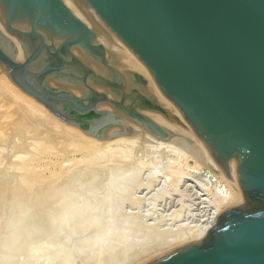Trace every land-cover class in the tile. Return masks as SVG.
I'll use <instances>...</instances> for the list:
<instances>
[{
	"label": "water",
	"instance_id": "1",
	"mask_svg": "<svg viewBox=\"0 0 264 264\" xmlns=\"http://www.w3.org/2000/svg\"><path fill=\"white\" fill-rule=\"evenodd\" d=\"M0 70L82 133L177 144L238 192L145 264H264V0H0Z\"/></svg>",
	"mask_w": 264,
	"mask_h": 264
},
{
	"label": "bare ground",
	"instance_id": "2",
	"mask_svg": "<svg viewBox=\"0 0 264 264\" xmlns=\"http://www.w3.org/2000/svg\"><path fill=\"white\" fill-rule=\"evenodd\" d=\"M21 56H22V53L19 50L18 57H21ZM139 144H140V139H138V138H132V139L115 138V139L109 140L107 142H101L97 139H94V138L82 133L79 129L74 128V127L60 121L59 119H57L46 108H44V106H42L40 103H38L37 101H35L31 97H29L28 95H26L22 91H20L16 86H14L6 78V76L2 72H0V223H1V225H3V223H6V225L9 224L10 227H12L11 233L8 235L6 234L7 236L3 237V238H5V240H4L5 243L6 244L8 243L9 246L11 245L10 247H12V248L13 247L15 248L22 241H23L22 244L24 243L25 245H26V243H28V245L31 243H33V244L37 243L38 244V242L43 244V245H46V244H44L45 240L47 239L45 237L46 235L44 236L45 239H44V237H42L44 231L47 230L46 232H49V234L52 235L51 234V233H53L52 229L55 228V230L57 232L59 230V225H61V222L62 223L65 222L69 216L73 215L74 217L73 216L72 217L75 219V214L77 217H79V215L82 211H83L82 213H84V210H82V209L86 208L87 206L89 208L92 207L91 203L89 205L86 202L88 200L83 201L82 195L85 196L87 194V192H89V190H91L90 189L91 184L94 183L95 178L99 175V172H101L100 168H102V169L105 168L104 169L105 172H104V170H102V172H101V173L104 172L102 174L103 179H104V174L106 173V170H108V173H106V174L107 175L111 174L110 176L114 177V178L116 176L120 177V176H118L119 173H120V175L123 174L121 176V178H119V180H120L119 184L120 185L116 184V185H118V186H116L115 184H113L116 186L117 189L115 188V186L113 187V185H112L110 187L111 189L109 188L110 190H108V191L112 190L109 193L110 195L107 196V198L110 196V199L108 200V202L111 201V199H112L111 202H113V199L119 201V202H117L119 207L117 205H115L116 202H113V204H114L113 206H117L114 208H112V206H111L112 204L108 205L111 202L106 204V205L111 207V210L112 209L115 210V208H120V206L123 205L124 202H129L131 204L129 206H132V205L138 206L141 202L144 203L143 198L144 197L146 198V196L148 194H150L152 190H156L155 186L157 187V185H159L160 183H161L162 187L164 186V185H162V183L168 184L167 185L168 189H169L168 191L171 192V194L177 196V195H179V192H180L178 190L179 184H181V182L184 180L189 182L188 178H190V180L191 179L193 180V181L191 180L192 183L194 182L193 184H191L193 187H195V183L199 186L198 187L199 190H195L196 193L193 192V193H195V195L200 197L201 195L204 194V193L202 194L201 192H205L206 194H211L213 196V197L211 196V198H213V200L212 201L208 200L209 202L207 205H204L205 203L202 204V205H204V207H206V209L203 212V214L201 215V217L199 218L198 224L193 225L192 228L181 227V229H178V231L174 230L175 232H173V230H172V232H168L166 230L168 233H165L164 235L159 236V237H162V239H160L161 241L160 242L155 241L157 244H155V246L153 244V246L150 248V250L148 249L147 252H146V250H145V252L141 251L142 253L139 255L135 254L136 259H133L134 261L131 260V261H133L134 264L147 263V262L151 261L152 259H154L155 257H157L158 255L162 254L163 252H165V251H167V250H169L175 246L181 245V244L186 243V242L191 241V240L200 239L201 237H203L207 233L208 229L216 222V217L219 213H221L222 211L226 210L229 207L234 206L235 204H237L239 202L238 192L227 181H225L217 173H215L214 171L210 170L209 168L204 166L202 163H200L192 154H190L188 151H186L183 147H181L177 144H172V143H161V144H157V146L153 143H144L142 148H141L139 146ZM175 153L178 154L176 159L175 158L174 159H171V158L168 159L169 155H172V154L175 155ZM77 155H79V157ZM45 157H46V161H44ZM165 158L167 161V165H164L165 166L164 169H161V168H159V166H160L159 162H161V163L164 162L163 160ZM51 166H53L54 168L57 167V170H54L53 168L51 170L50 169ZM45 171H49V174L48 175L45 174ZM106 174H105V178L107 176ZM141 174L143 177L141 176ZM110 176H107V178H106L107 180L106 179L105 180L109 181V180L113 179ZM99 177H102V176L100 175ZM99 177H98V179H99ZM142 178H144L143 181H141ZM103 179L101 181L99 179V182L102 183V181H103V182H105V185L107 183H109V182L104 181ZM114 180H116V179H114ZM97 182L98 181L96 179L95 183H97ZM99 182H98V185L97 184L95 185L96 189L98 186L101 187V183H99ZM113 182H115V181H112V183ZM213 182H215V183H213ZM86 183H87V185H86ZM116 183H118V182H116ZM109 185H111V184H108L107 187H109ZM197 185H196V189H197ZM93 188H94V184H93ZM93 188H92V190H94ZM164 188L163 189L161 188V190H164ZM137 189L140 190L139 191L140 194H137V192H138ZM165 189H167V188H165ZM190 189H191V187H190ZM165 191H167V190L162 191L163 195L167 193ZM160 192L161 191H159L158 195H160ZM91 193H92V191H91ZM214 193H215V195H213ZM88 194H87V196L89 197ZM143 194H144V197H143ZM180 194L182 195L181 192H180ZM76 195L79 198H82V200L79 199L78 197L76 198ZM181 195L178 196V197H180L179 201H181V198L183 197ZM152 197L150 199H147V201L150 200L149 203H147V205L151 207V208L149 207L150 209H152L153 206H155V201H156L155 198H152ZM189 199H191V198H189ZM207 199L208 198H206V200H204L202 198V201L203 202L207 201ZM145 203H146V199H145ZM180 204H182V203H180ZM108 206H107V208H108ZM182 206H186V205L184 204ZM110 207L108 209H110ZM180 208L183 209V207H180ZM104 209H105V211L106 210L108 212L110 211V210L106 209V207ZM51 210L53 213H55V215L52 214ZM203 210H204V208H203ZM107 211H106V213H108ZM40 212H42L43 214L40 215ZM49 212H51V213H49ZM111 212H113V211H111ZM137 212H138V210H137ZM46 213H47V215H46ZM129 213H131V212H129ZM134 213H136V212H134ZM48 214H52V216L49 217ZM95 214H96V212H95ZM112 216L114 217V215H112ZM125 216H127V214L124 215V218H125ZM173 216H174L173 218H175V220H176L177 216L175 217V214ZM87 217L85 218L86 220H87ZM117 217H118V215H117ZM178 217H179V215H178ZM131 218L133 219V220L130 219L131 221L138 220L137 216L131 217ZM69 219L71 220V218H69ZM115 219H116V217H115ZM119 219H123V218L121 216H119ZM179 219H181V218H179ZM42 220L43 221L46 220V222H44L45 224L42 225L43 226L42 229H39L40 225H39V228L36 225L42 224V223H40ZM90 220H92V219H90ZM112 220H113V218H112ZM71 221H74V220H71ZM75 221H76V219H75ZM97 221H98V219H97ZM109 221H111V220H109ZM143 221H145V220H143ZM156 222H157V220H156ZM123 223H121V224L123 225ZM63 224H62V227H63ZM145 224L146 223H144V225ZM149 224H151V223H149ZM84 225H85V222H84ZM125 225H127V224H125ZM44 226H45V228H44ZM35 227H36V229H34ZM57 227H58V230L56 229ZM129 227L132 228L130 225H129ZM6 228H8V227H6ZM37 228L40 230V232L38 231ZM43 228H44V230H43ZM130 228L127 230L130 231ZM145 228H143V230ZM153 228H155V227H153ZM178 228H180V227H178ZM76 229L77 228H75L74 230H76ZM103 229H104V227H103ZM161 229H163V228H161ZM4 230H5V228H4ZM35 230H37L38 232ZM106 230H107V228H106ZM115 230H116V228H115ZM133 230H134V228H133ZM1 231H0V233H2ZM137 232L139 234L141 231L139 232L137 230ZM58 233H60V230ZM44 234H45V232H44ZM54 234H55V232H54ZM120 234H121V230H120ZM127 234H129V232ZM129 235H131V234H129ZM136 236H138V235H136ZM53 237H55L57 239L56 235ZM61 237H63V236H61ZM127 237L128 236H126L124 238H127ZM143 237H145V236H143ZM55 238L51 237V239H54V240H55ZM102 238H103V236H102ZM145 238H149V237L146 236ZM145 238H144V240H145ZM42 239H44V240H42ZM119 239H121V238H119ZM150 239H152V238H150ZM144 240H143V242L146 241V240L145 241ZM89 241H91V240H89ZM89 241H88V243H89ZM109 241H111V240H109ZM127 241H128V239H127ZM137 241H138V239H137ZM140 241H141V239H140ZM149 241H151V240H149ZM101 242H103V241H101ZM16 243H18L16 246H12V244H16ZM95 243H93L94 246H95ZM123 244H124V242H123ZM138 244H139V242H138ZM145 244H147V243H145ZM149 244H152V243H149ZM21 245H19V246H21ZM51 245H53V244H51ZM144 246L146 247V245H144ZM129 247H130V245H129ZM129 247H128V249H129ZM23 248H24V246H23ZM30 249H32V247H30ZM30 249H28V250H30ZM34 249H32V252ZM140 249H142V248H140ZM144 249L145 248L143 247L142 250H144ZM99 250H100V248H99ZM35 252H36V250H35ZM66 255H65V257H66ZM98 255H99V253H98ZM135 255H134V257H135ZM21 256H22V254H21ZM44 256H46V255H44ZM24 257H26V256H24ZM55 257H56V255H55ZM32 258H33V256H32ZM38 258H37V261H38ZM20 259H21V257H20ZM83 259H85V258H83ZM49 260H50V258H49ZM67 260L68 259H66V263H67ZM128 260H130V259H128ZM31 262H32V260H31ZM70 262H71V260H70ZM70 262H69V264H70ZM122 262L123 261H121V263ZM2 263L3 262H1V264ZM49 263H51V262H49ZM66 263H64V264H66ZM73 263H74V261H73ZM133 263H131V264H133Z\"/></svg>",
	"mask_w": 264,
	"mask_h": 264
},
{
	"label": "rangeland",
	"instance_id": "3",
	"mask_svg": "<svg viewBox=\"0 0 264 264\" xmlns=\"http://www.w3.org/2000/svg\"><path fill=\"white\" fill-rule=\"evenodd\" d=\"M0 72H1V70H0ZM78 157H79V155H77ZM177 156H178V154L177 153H175V155L174 154H172V155H169L168 156V159H176L177 158ZM41 160V159H40ZM39 160V161H40ZM42 161V160H41ZM44 161H46V157H45V159H44ZM164 162H159V168H161V169H164V165H167V161H166V158L163 160ZM166 162V163H165ZM52 168L54 169V170H57V167H53V166H51V170H52ZM105 168H100V170H101V172H102V170H104ZM99 171V170H98ZM101 172H99V175L95 178V181H96V179H97V181L99 182V179H100V181L103 179V173L105 172V170H104V172L103 173H101ZM98 173V172H97ZM106 173H108V170H106ZM105 173V174H106ZM45 174H49V171H45ZM105 174H104V181H106L107 179V176H110L111 174H109V175H107L106 176V178H105ZM102 176V177H99V176ZM123 175V174H122ZM122 175H120V173H119V175L118 176H120V177H111V178H113V179H111V180H109V181H106V182H109V183H107L106 185H105V182H103L102 181V183L101 182H99V183H101V187H97V189L95 188V185L97 184L98 185V182L97 183H95V181H94V188H93V184H91V187H90V189L91 190H89V192H87V194L89 195V197L87 196V194L85 195V196H83L82 195V197H83V201H86V200H88V201H86L89 205H90V203L92 204L91 206L92 207H86V208H84V209H82V210H84V213H82L81 211V213H80V215H79V217H77L76 216V214H75V219H76V221H75V219L73 218L74 216L73 215H71V216H69L68 217V219H66V221L65 222H61V225H59V230H60V233H58L59 232V230H58V227L56 228L58 231L56 232V230H55V228L54 229H52L53 231V233H51L53 236H55L56 235V237H57V239L55 238V237H53L52 235H50L49 234V232H46V231H44L45 232V234H44V232H43V236L42 237H44L45 235V237L47 238L46 240H45V243L44 244H46V245H43V244H41V243H39L38 242V244L37 243H35V244H33V243H31V244H29L28 245V243H26L25 241V243H26V245L23 243L22 244V242L21 243H19V245H21V246H19V245H17L18 243H16V244H12V246H16L15 248L13 247H10L9 246V244L7 243H5V238H3V237H6L8 234H10L11 233V229H12V227H10V225L9 224H7L6 225V223H3V225H1V223H0V231L2 232V233H0V264H1V262H3L2 264H64V263H66V259H68L67 260V263L66 264H69V262H70V260H71V262H70V264H131V263H133V259H136V255L138 254H141L143 251L145 252V250H146V252L148 251V249L150 250V248L153 246V244H154V246H155V244H157L156 242H160L161 240L160 239H162V237H159V236H162V235H164L165 233H168V232H172V230H173V232H175V231H178V229H181V227H187V228H192L193 227V225H196V224H198L199 222H198V220H199V218L201 217V215L203 214V212L205 211V209H206V207H204V205H207L208 204V202L209 201H212L213 200V198H211V194H206L205 192H201L203 195H201L200 197L199 196H197V195H195V193H196V191L195 190H199V186L195 183V187H193L191 184H193L192 183V181L190 180V178H188L189 179V182L188 181H182L181 182V184H179V187H178V190L182 193V195L180 194V192H179V195H181V196H183L182 198H181V201H179V199H180V197H178L179 195H173V194H171V192H169L168 190V184H163L162 183V185H164L163 187L161 186V183L159 184V185H157V187L155 186V189L156 190H152L151 191V193L150 194H148L147 196H146V198L144 197V194H143V199H144V203H145V199H146V203L144 204L143 202H141L138 206L137 205H135V206H129V205H131L129 202H124L123 203V205H121L120 206V208H115V210L114 209H112L111 210V207L110 206H108V205H111L112 206V208H114V207H117L118 206V203L117 202H119V201H117V200H115V199H113V202H116L115 203V205H117V206H113L114 204H113V202H111L112 201V199H111V201H109L108 202V200L110 199V196L107 198V196L108 195H110L109 193L112 191H108V190H110L111 188V186L113 185V184H118V185H120L119 184V182H120V180H119V178H121V176ZM113 176V175H112ZM115 176V175H114ZM141 176H142V174H141ZM98 177H99V179H98ZM143 177V176H142ZM106 179V180H105ZM114 179H116V180H114ZM144 180V178H142V180L141 181H143ZM111 181V182H110ZM112 181H115V182H113L112 183ZM116 182H118V183H116ZM188 182V183H187ZM183 183V184H182ZM213 183H215V182H213ZM108 184H111V185H109V187H107L108 186ZM156 184V183H155ZM185 184V185H184ZM86 185H87V183H86ZM115 185H113V187L115 186ZM118 185H116V186H118ZM196 185H197V189H196ZM106 186V187H105ZM116 186H115V188H116ZM167 188V189H165V188ZM190 187H191V189H190ZM92 188L94 189V190H92ZM103 188V189H102ZM110 188V189H109ZM158 188V189H157ZM161 188L163 189L164 188V190H167V191H165V192H167L166 194H164L163 195V192L162 191H164V190H161ZM107 191H106V190ZM113 189V188H112ZM117 189V188H116ZM99 190V191H98ZM104 190V191H103ZM161 191L160 192V195H158L159 194V191ZM192 190V191H191ZM91 191H92V193H91ZM96 191V192H95ZM98 191V192H97ZM102 191V192H101ZM137 194H140L139 193V191L140 190H138L137 189ZM158 191V192H157ZM94 192V193H93ZM157 194H156V193ZM193 192H195V193H193ZM96 193V194H95ZM100 193V194H99ZM169 193V194H168ZM80 194V193H79ZM93 194V195H92ZM96 196H95V195ZM168 194V195H167ZM101 195V196H100ZM151 195V196H150ZM158 195V196H157ZM171 195V196H170ZM194 195V196H193ZM213 195H215V193L213 194ZM87 196V197H86ZM92 196V197H91ZM106 196V197H105ZM153 196V197H152ZM197 196V197H196ZM78 196L76 195V198H77ZM92 199H91V198ZM155 198V206H153V208L152 209H150L151 207L150 206H148L147 205V203H149V201H147V199H150V198ZM160 197V198H159ZM213 197V196H212ZM79 198V197H78ZM96 198V199H95ZM107 198V199H106ZM113 198V197H112ZM159 200H158V199ZM185 198V199H184ZM189 198H191V199H189ZM195 200H194V199ZM202 198L204 199V200H206V198H208L207 199V201H202ZM211 198V199H210ZM79 199H81L82 200V198H79ZM85 199V200H84ZM198 199V200H197ZM90 200V201H89ZM115 200V201H114ZM178 200V201H177ZM197 200V201H196ZM209 200V201H208ZM102 201V202H101ZM107 201V202H106ZM111 202V203H110ZM201 202V203H200ZM102 203V204H101ZM108 203H110V204H108ZM179 203V204H178ZM180 203H182V204H180ZM197 203V204H196ZM203 203H205L204 205H202ZM106 204H108V205H106ZM161 204V205H160ZM186 205V206H182V205ZM96 206V207H95ZM102 206V207H101ZM107 206H108V208L110 207V209H108L107 208ZM106 207V209H108V210H110L108 213H106V211H105V208ZM119 207V206H118ZM145 207V208H144ZM150 207V208H149ZM155 207V208H154ZM180 207H183V209L182 208H180ZM181 210H180V209ZM203 208H204V210H203ZM118 209V210H117ZM122 209V210H121ZM157 209V210H156ZM175 209V210H174ZM178 209V210H177ZM88 212H86V211ZM137 210H138V212H137ZM152 210V211H151ZM155 210V211H154ZM104 211V212H103ZM111 211H113V212H111ZM117 211V212H116ZM119 211V212H118ZM124 211V212H123ZM150 211V212H149ZM174 211V212H173ZM36 212V211H35ZM51 212H52V210H51ZM51 212H49V213H51ZM95 212H96V214H95ZM129 212H131V213H129ZM134 212H136V213H134ZM152 212V213H151ZM172 212V213H171ZM179 212V213H178ZM99 213V214H98ZM134 213V214H133ZM150 215H149V214ZM154 213V214H153ZM178 213V214H177ZM188 213V214H187ZM43 213L42 212H40V215H42ZM52 214H54L55 215V213H53L52 212ZM52 214H48V216L50 217V216H52ZM88 214V215H87ZM127 214V216H125V218H124V215H126ZM139 214V215H138ZM175 214V217L177 216V219L175 220V218H173L174 216L173 215ZM199 214V215H198ZM46 215H47V213H46ZM112 215H114V217L112 216ZM117 215H118V217H117ZM134 215V216H133ZM141 215V216H140ZM178 215H179V217H178ZM73 216V217H72ZM88 216V217H87ZM91 218H90V217ZM108 216V217H107ZM119 216H121L123 219H119ZM137 216V218H138V220H136V221H131L130 219H132L131 217H136ZM151 216V217H150ZM172 216V217H171ZM5 217V216H4ZM87 217V220L85 219ZM98 217V218H97ZM110 217V218H109ZM113 218V220H112V218ZM115 217H116V219H115ZM130 217V218H129ZM142 219H140V218ZM164 219H163V218ZM69 218H71V220H74V221H71ZM127 218V219H126ZM145 218V219H144ZM179 218H181V219H179ZM185 218V219H184ZM5 219V218H4ZM43 219V218H42ZM90 219H92V220H90ZM97 219H98V221H97ZM115 219V220H114ZM161 219V220H160ZM68 220V221H67ZM81 222H80V221ZM109 220H111V221H109ZM122 220V221H121ZM133 220V219H132ZM143 220H145V221H143ZM154 222H153V221ZM156 220H157V222H156ZM166 220V221H165ZM43 221V220H42ZM40 222V223H42V224H37L36 226H38V228H39V225H40V228L39 229H42V225L43 224H45L44 222H46V220L45 221H43V222ZM113 221V222H112ZM117 221V222H116ZM121 221V222H120ZM185 221V222H184ZM84 222H85V225H84ZM120 222V223H119ZM124 222V223H123ZM156 222V223H155ZM161 222V223H160ZM181 222V223H180ZM78 225H77V224ZM81 223V224H80ZM112 225H111V224ZM115 223V224H114ZM117 223V224H116ZM121 223H123V225L121 224ZM144 223H146L145 225H144ZM149 223H151V224H149ZM62 224H63V227H62ZM66 224V225H65ZM121 224V225H120ZM125 224H127V225H125ZM139 224V225H138ZM179 224V225H178ZM9 225V226H8ZM65 225V226H64ZM73 225V226H72ZM83 227H82V226ZM110 225V226H109ZM129 225L132 227V228H130L129 227ZM150 225V226H149ZM156 225V226H155ZM189 225V226H188ZM192 225V226H191ZM8 227V228H6V227ZM62 228H61V227ZM113 226V227H112ZM135 226V227H134ZM140 226V227H139ZM147 226V227H146ZM180 227V228H178V227ZM5 228V230H4V228ZM66 227V228H65ZM101 227V228H100ZM103 227H104V229H103ZM107 228V230H106V228ZM118 227V228H117ZM130 228V231H128L127 229H129ZM146 227V228H145ZM152 227V228H151ZM153 227H155V228H153ZM37 228V229H38ZM44 228H45V226H44ZM44 228H43V230H44ZM75 228H77L76 230H74ZM82 228V229H81ZM115 228H116V230H115ZM121 228V229H120ZM125 230H124V229ZM133 228H134V230H133ZM138 228V229H137ZM143 228H145L144 230H143ZM161 228H163V229H161ZM34 229H36V227L34 228ZM38 229V231L40 232V230ZM62 229V230H61ZM92 229V230H91ZM119 229V230H118ZM123 229V230H122ZM142 229V230H141ZM161 229V230H160ZM66 230V231H65ZM91 230V231H90ZM105 230V231H104ZM113 232H112V231ZM120 230H121V234H120ZM127 230V231H126ZM137 230L140 232L139 234H138V232H137ZM149 230V231H148ZM168 232H167V231ZM175 230V231H174ZM35 231H37V230H35ZM37 231V232H38ZM42 231V230H41ZM124 231V232H123ZM126 231V232H125ZM156 231V232H155ZM163 231V232H162ZM8 232V233H7ZM54 232H55V234H54ZM67 232V233H66ZM85 232V233H84ZM105 232V233H104ZM108 232V233H107ZM129 232V234H131V235H129V234H127ZM137 232V233H136ZM144 232V233H143ZM149 232V233H148ZM47 233V234H46ZM71 233V234H70ZM88 233V234H87ZM94 233V234H93ZM105 235H103V234ZM7 234V235H6ZM63 234V235H62ZM135 234V235H134ZM144 234V235H143ZM146 234V235H145ZM49 235V236H48ZM67 237H66V236ZM101 235V236H100ZM113 235V236H112ZM121 235V236H120ZM134 235V236H133ZM136 235H138V236H136ZM153 235V236H152ZM61 236H65L64 238L63 237H61ZM96 236V237H95ZM102 236H103V238H102ZM126 236H128L127 238H124V237H126ZM143 236H147V237H149V238H145V237H143ZM41 237V238H42ZM45 237H44V239H45ZM51 237L52 238H55V240L54 239H51ZM100 237V238H99ZM105 237V238H104ZM137 237V238H136ZM143 237V238H142ZM96 238V239H95ZM119 238H121V239H119ZM144 238H145V240L147 241H145L144 240ZM150 238H152V239H150ZM154 238V239H153ZM158 238V239H157ZM3 239V240H2ZM44 239H42V240H44ZM127 239H128V241H127ZM137 239H138V241H137ZM140 239H141V241H140ZM151 240V241H149V240ZM65 240V241H64ZM89 240H91V241H89ZM103 241V242H101V241ZM106 240V241H105ZM109 240H111V241H109ZM124 240V241H123ZM131 240V241H130ZM143 240L145 241V242H143ZM52 241V242H51ZM57 241V242H56ZM86 241V242H85ZM88 241H89V243H88ZM99 241V242H98ZM126 241V242H125ZM156 241V242H155ZM42 242V241H41ZM50 242V243H49ZM55 242V243H54ZM83 242V243H82ZM96 242V243H95ZM110 242V243H109ZM122 242V243H121ZM123 242H124V244H123ZM132 242V243H131ZM137 242V243H136ZM138 242H139V244H138ZM141 242V243H140ZM5 243V244H4ZM43 243V242H42ZM93 243H95V246H94V244ZM99 243V244H98ZM103 243V244H102ZM130 243V244H129ZM145 243H147V244H145ZM149 243H152V244H149ZM3 244V245H2ZM34 246H33V245ZM41 244V245H40ZM51 244H53V245H51ZM69 244V245H68ZM126 244V245H125ZM8 245V246H7ZM28 245V246H27ZM31 245V246H30ZM39 245V246H38ZM60 245V246H59ZM107 245V246H106ZM129 245H130V247H129ZM136 245V246H135ZM140 245V246H139ZM142 245V246H141ZM144 245H146V247L144 246ZM4 246V247H3ZM23 246H24V248H23ZM102 246V247H101ZM129 247V249H128V247ZM26 247V248H25ZM30 247H32V249H34L33 250V252H32V249H30ZM50 247V248H49ZM56 247V248H55ZM143 247L145 248L144 250H142L143 249ZM149 247V248H148ZM17 248V249H16ZM62 248V249H61ZM65 248V249H64ZM92 250H91V249ZM99 248H100V250H99ZM125 248V249H124ZM127 248V249H126ZM140 248H142V249H140ZM28 249H30V250H28ZM41 249V250H40ZM52 249V250H51ZM94 249V250H93ZM9 250V251H8ZM35 250H36V252H35ZM57 250V251H56ZM62 250V251H61ZM24 251V252H23ZM29 251V252H28ZM78 251V252H77ZM127 251V252H126ZM142 251V252H141ZM4 252V253H3ZM56 252V253H55ZM88 252V253H87ZM96 252V253H95ZM99 253V255H98V253ZM124 252V253H123ZM139 252V253H138ZM36 253V254H35ZM71 255H69V254ZM128 253V254H127ZM21 254H22V256H21ZM64 254V255H63ZM67 254V255H66ZM136 254V255H135ZM2 255V256H1ZM15 255V256H14ZM43 255V256H42ZM44 255H46V256H44ZM55 255H56V257H55ZM65 255H66V257H65ZM73 255V256H72ZM77 255V256H76ZM93 255V256H92ZM97 255V256H96ZM123 255V256H122ZM131 255V256H130ZM134 255H135V257H134ZM24 256H26V257H24ZM31 256V257H30ZM32 256H33V258H32ZM68 256V257H67ZM130 256V257H129ZM20 257H21V259H20ZM35 257V258H34ZM39 257V258H38ZM43 257V258H42ZM45 257V258H44ZM71 257V258H70ZM91 257V258H90ZM134 257V258H133ZM37 258H38V261H37ZM41 258V259H40ZM49 258H50V260H49ZM83 258H85V259H83ZM126 258V259H125ZM23 259V260H22ZM34 259V260H33ZM36 259V260H35ZM48 259V260H47ZM70 259V260H69ZM128 259H130V260H128ZM18 260V261H17ZM30 260V261H29ZM31 260H32V262H31ZM44 260V261H43ZM106 260V261H105ZM131 260H133V261H131ZM53 261V262H52ZM63 261V262H62ZM73 261H74V263H73ZM121 261H123L122 263H121ZM27 262V263H26ZM48 262V263H47ZM49 262H51V263H49ZM60 262V263H59ZM83 262V263H82ZM134 264V263H133ZM143 264H145V263H143Z\"/></svg>",
	"mask_w": 264,
	"mask_h": 264
}]
</instances>
